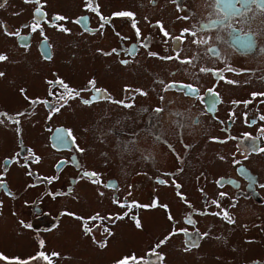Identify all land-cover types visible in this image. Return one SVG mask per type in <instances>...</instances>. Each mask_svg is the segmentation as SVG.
<instances>
[{"label":"flooded vegetation","instance_id":"af4514ba","mask_svg":"<svg viewBox=\"0 0 264 264\" xmlns=\"http://www.w3.org/2000/svg\"><path fill=\"white\" fill-rule=\"evenodd\" d=\"M71 2L67 7H74L73 0ZM260 2L264 4V0ZM16 3L24 9L20 7L12 12L17 19L16 29L11 30L6 12ZM41 5L45 15L34 17L39 5L25 3V0H7L6 3L0 0V25H5L8 32H19V36H9L0 27V32L11 39L18 50H0V54L8 57L6 61H0V66L12 58L11 51L24 57L18 58L20 63L29 53L44 63H50L59 49L56 40L62 35L73 36L76 45L77 38L83 39L81 43L85 49L112 59V63L120 68L119 72L137 70L149 61L162 62L165 67L158 74H153L152 71L157 70L151 67L149 71L153 79L146 76L148 80H142L143 83L137 76L138 80L134 78V82H124L130 81L127 72L121 75L115 71H108V78L106 74L97 73L87 74V77L78 75L73 83L63 78L59 71H51V76L45 75L43 79L42 94L31 95L26 84L18 86L23 101L14 106L10 105L15 102L12 97L0 92L9 103L7 107L0 103V113H7V116H0V151L3 149L0 177L7 185L6 189L0 190V219L3 211L10 209L17 220L31 224V229H25L35 234L58 227L63 217L83 224V220L90 223L89 218L99 213L105 219L96 220L98 224L92 230L103 231L107 227L112 235L103 231L104 242L96 246L111 248L110 238L117 232L113 225L119 224L125 230L123 222L127 221L137 230L149 226L151 230L148 231H153L155 223L160 225V219L149 212L160 208L169 224L168 231L159 237L161 240L156 239L143 251L134 250L137 247L120 251V256L115 259L104 256L95 264H117L125 257L129 258V264H177L168 259L165 249L174 236L181 239L179 252L201 257L199 251L213 238L217 245L234 252L230 256L229 250H223L221 252L226 256L217 253V258H231L232 264H264V119H261L264 116V12L253 0H220L219 3L217 0H93L92 6L98 5V12L86 8L85 0H79L77 9L70 13L50 9L49 0H41ZM121 11L131 12L134 17L113 15ZM57 15L66 19L56 21L54 17ZM101 15L108 23L101 21ZM82 17L84 19L77 23ZM35 20L40 21V27L33 32L31 25ZM61 27L67 31H60ZM165 31L169 33L167 37ZM45 52L48 59L42 54ZM107 65L111 68L109 63ZM202 68L207 71L201 72ZM136 70L131 72L136 73ZM0 72L4 73L0 78L15 82L5 65ZM116 76L117 84L113 87L110 81ZM58 79L73 90L70 96L60 85L48 83ZM93 80L94 87L89 84ZM31 86L36 88L38 85ZM96 89L100 90L98 94ZM94 95L98 97L94 102L83 103ZM111 107L117 112L107 110ZM56 108L59 111H55ZM97 108L99 115L94 125L102 127L98 136L102 139L109 136L111 141L101 151L103 163L98 166L87 163V145L83 141L90 137L93 113ZM67 112H72L70 119L88 123L84 125L85 133L66 122ZM19 113L23 115L18 116ZM8 116L18 118L19 123H13ZM30 123H37L45 135L43 139L48 141L51 152L45 162L42 149L41 152L28 137L33 133ZM6 130L13 133V144ZM61 134L66 137L63 143L57 139ZM205 141L225 146L219 159L226 162L229 169L210 175L201 168L195 173L193 182L191 178L187 183V168L197 162L195 153L197 156L204 154ZM202 159L201 156L197 160L201 162ZM104 163L118 166V169L112 172V166L106 167ZM136 163L138 165L130 172ZM44 164H47L45 168L50 165L51 173L44 170ZM18 165L24 169L26 178L24 193L13 187V181L20 179L10 176ZM85 171L98 175L83 177ZM29 172L32 175H28ZM45 178L51 179V183ZM93 180L99 183H93ZM195 185L198 195H192ZM92 188L106 195V209L84 214L69 207V197L90 199ZM145 191L149 192V198L142 196ZM213 200L219 207L212 203ZM154 202L157 206L151 207ZM254 203L257 211L253 210ZM121 204H131L132 208L129 211ZM136 204L149 207H136ZM174 205L181 207L180 228ZM225 211L234 223H228L224 218ZM126 212L127 216L124 215ZM62 213H73L74 216ZM117 216L124 218L116 219ZM133 217L139 220L140 228L136 227ZM3 219L5 221V217ZM189 219L191 223L187 222ZM128 235L125 232V237L138 246V233ZM236 236L239 242L235 240ZM161 241L165 242L156 248ZM259 243L263 251L255 249ZM101 244L105 246L101 247ZM4 251L0 248V254L9 260H0V263L12 264L14 258ZM49 253L52 257L53 252ZM133 256L135 260L131 259Z\"/></svg>","mask_w":264,"mask_h":264},{"label":"rangeland","instance_id":"374dc122","mask_svg":"<svg viewBox=\"0 0 264 264\" xmlns=\"http://www.w3.org/2000/svg\"><path fill=\"white\" fill-rule=\"evenodd\" d=\"M108 1V0H107ZM116 1V0H115ZM50 6L49 8L52 10H64L65 12H72L74 9H77L76 6H78V2H74V7H67V5L71 2V0H49ZM119 2V1H117ZM72 3V2H71ZM115 4V6H117ZM22 7L19 3H16L14 5H10L7 8L6 14L10 18L9 28L11 30L16 29V17L12 15V12L16 10V8ZM51 12V11H50ZM61 37V38H60ZM82 37V36H81ZM83 38V37H82ZM81 38V39H82ZM61 39L63 41H61ZM57 46L59 49H57L55 54V59L50 63H44L42 62L38 56H32V53L28 54L27 58L20 63V59H24V57L18 56V53L12 52V58L6 62L5 64L1 65L0 68L5 67L8 69V71H11L9 74L10 78L15 79V82H10L9 78H0V92H5V94L12 97V100L17 102H13L10 104L11 106L19 105L21 104V101H23L22 96L19 94L17 87L26 84V86L29 88V93L31 95H38L42 94L44 92V82L43 79L45 75L51 76V71H59L60 75L65 78L67 81L75 82L74 78L79 75H83L87 77V74L97 73L99 75H107V78L110 77L108 71H115L117 74L124 75L126 72V77L129 78L130 81H124V82H132L135 76L139 78V82L142 80H148L145 77L148 76L151 79V71L149 69L151 67L153 74H158L161 68L165 67V64L162 62H156V61H149L145 62L140 65V67L136 69H131L130 71H121L119 72L118 65L116 63H112V59L103 58L104 56H99L94 53V51H89V49H85L82 41L77 38V43L73 40V36H62L60 35L58 37ZM14 50L18 51L15 43L11 40L5 37L0 32V50ZM34 55V54H33ZM111 65V68L107 65ZM149 63V64H148ZM117 66V67H116ZM168 66V65H167ZM166 66V67H167ZM132 70H136V73H132ZM141 73V74H140ZM105 77L103 78V81H105ZM137 79V78H136ZM29 80V81H28ZM138 80V79H137ZM142 81V83H143ZM134 82V81H133ZM138 82V81H137ZM31 84L37 86L36 88L32 87ZM110 84L114 87L117 84V76L113 78L110 81ZM109 85V84H108ZM8 96H5L7 98ZM0 103L7 107L9 105L8 102L5 101L4 97L0 95ZM10 106V108H11ZM110 112H117L115 108L111 107L107 109ZM112 113V114H113ZM117 114V113H116ZM65 115L68 116V120L66 122L76 127V129L79 132L85 133L87 129L84 127V125H87L86 123L79 122L81 120H76L74 118L70 119V115H72V112H67ZM99 115V108H97L93 113L92 118V125L90 129L89 139H83L85 142V145H87V157L86 159L89 161L87 163H92L93 165H100L102 164V158H100V154L102 153V150H105L107 147L106 145L111 144L110 137L106 136V138L102 139L98 136V132L102 128H97L94 123L97 121V116ZM114 115V114H113ZM63 119L62 117H60ZM64 120V119H63ZM73 120V121H72ZM109 120L111 118L109 117ZM69 121V122H68ZM25 125H27V120H24ZM123 124V123H120ZM27 127V126H26ZM29 128L33 131L29 137L30 141L36 144L35 146L43 153L44 161L49 157L50 158V149H48L47 144L48 141L43 139L45 135L42 133V128L35 123L32 125L30 123ZM12 137V144L14 143V137L13 133H11L10 130H6ZM30 134V133H29ZM1 141V140H0ZM1 149V148H0ZM203 149L205 150L204 154L199 153L198 156L195 153V160L197 161L194 164L189 165L187 168L188 176L186 177V181H188L193 178L195 173L200 170L201 168L205 169L207 173L210 175H216L220 173L221 171L229 169V166L226 162L222 161L221 153L224 152L225 146H218L217 144H213L210 141H205ZM12 152L10 151V155ZM3 154V149L0 151V155ZM203 157V159L198 161L197 159L200 157ZM118 165L119 163L115 161ZM90 163V164H91ZM51 164V163H50ZM91 164V165H92ZM47 164H44V170L46 172L51 173V167L50 165L45 168ZM106 167L112 166V172H115L118 168V166L115 165H105ZM138 163H136L130 172H132ZM18 165V167H15V173H10V176L14 177L16 176V180L20 179L19 181L15 182L13 179V187L16 189V191L24 193L25 189V182L26 178L24 177V169ZM111 170V169H110ZM49 173V174H50ZM15 180V179H14ZM196 184V183H195ZM189 185L192 186V184L189 183ZM97 190V188H96ZM150 190V188H149ZM194 194L192 195H198L196 193V185L194 188ZM26 194V193H25ZM24 194V195H25ZM144 198H149V192L145 191L142 195ZM106 195H100L98 191L96 192L94 188L91 189L90 199H85L84 196H80L78 198L69 197L67 199L69 203V207H72L76 210H79L80 212L84 214H90L96 209H106ZM57 206V203H56ZM109 207V205H108ZM174 211L176 214V222L178 227H182L179 217L181 215V207L180 206H173ZM253 210L257 211V205L254 203L252 205ZM20 211V210H19ZM106 211V210H105ZM147 213V212H146ZM145 213V214H146ZM156 214L158 219H160V225L155 223L154 230H151L149 226H145L143 230H137L132 226L129 222L124 221L125 223L123 226L125 228L121 229V226L113 225L115 229H117L116 234L110 238L111 239V248L108 246L107 248H99L97 247V243H103L105 233L99 229L97 231H93L89 234H85L83 230V224L80 223V221L72 220L68 217H63L62 222L59 224L58 227H54L50 230V232H46L45 230L41 231L40 233L33 234L32 231H27L25 228L22 227L20 224V221L15 218L14 215H12L10 209H6L3 211V218L5 217V221L3 218L0 219V248H2L4 253L10 255L12 258H19L20 260H29L30 264H95L98 260L103 259L104 256H110V259H115L116 257L120 256V251H126L131 250L133 248L137 251H143L147 245L156 242V239L163 236L169 229V224L166 222L164 214L160 208L156 209L155 211H150L149 214ZM163 218V220H162ZM85 222V220H83ZM107 222V220H105ZM146 222V221H145ZM121 223V222H120ZM98 224L97 221H92L89 223L87 222V225L89 228H94V226ZM47 229V228H46ZM125 232L127 235L130 233H138V246L134 245L135 243H132V240H129L128 237H125ZM129 234V235H130ZM128 235V236H129ZM125 237V238H124ZM169 243L165 249L167 248L168 251V259L177 263V264H229L231 261V258L228 260L219 259L217 258L216 254H220L223 257V250H229L230 256L234 252L230 248L224 249L219 244L217 245V242L212 240H208L206 243L204 249L202 248L199 253L201 254V257H198L195 255V253H183L179 252L178 244L181 242L180 238H176ZM241 237V236H240ZM134 239V238H133ZM162 238H159L161 240ZM235 240L237 242L240 241L239 237L236 236ZM40 241H43V246H41ZM95 243V244H94ZM23 244V245H22ZM213 244V245H212ZM119 245V247L116 249V246ZM238 246V245H237ZM231 247V246H230ZM239 247V246H238ZM8 248V249H7ZM7 249V250H6ZM55 249L58 251L55 252ZM242 247L240 248V250ZM256 250L263 251L262 245L259 243V247H255ZM39 251V252H37ZM112 251V252H111ZM210 251V254L208 253ZM213 251H215L213 253ZM43 252L49 257L48 261L43 260L42 257H38V253ZM49 252L58 253L59 256H49ZM203 252V253H202ZM242 252V251H241ZM114 253V254H113ZM129 253V252H128ZM207 255V256H206ZM33 257H37V259H31ZM207 258V259H206ZM52 261V262H51ZM179 262V263H178ZM2 264V263H0ZM230 264H232L230 262Z\"/></svg>","mask_w":264,"mask_h":264},{"label":"snow or ice","instance_id":"6c2138e0","mask_svg":"<svg viewBox=\"0 0 264 264\" xmlns=\"http://www.w3.org/2000/svg\"><path fill=\"white\" fill-rule=\"evenodd\" d=\"M6 2H7V0H4V3H6ZM85 2H86V8L90 9V10L93 11V12H98V5H97V7H93V6H92V5H93V0H85ZM217 2L219 3L220 0H217ZM253 2L256 4V7H257L258 9H260L262 12H264V4H261L260 0H253ZM25 3H35V4L39 5V6L35 9L34 17H42V16L45 15V14L41 11V7H42V5H41V0H25ZM113 15L116 16V17H134V14H133V13H131V12H127V11L117 12V13H114ZM54 19H55L56 21H63V20H65L66 18H65L64 16L57 15V16L54 17ZM83 19H84V18L82 17V18H80V20H78V21H76V22H77V23H80ZM100 19H101V21H103L104 23H108V20H107L103 15L100 16ZM28 26H29V25H25V27H28ZM53 26H55V25H53ZM103 26H104V24L102 23V24H101V28H102ZM0 27H3V28H4V31H5V34H6V35H9V36H11V35H17V36H19V32H17V33H11V32H8V31H7V27H6L5 25H0ZM39 27H40V21H39V20H35V22L31 25V29H32L33 32L37 31V29H38ZM133 27H135V23H133ZM59 30H60V31H67V29H64L63 27L59 28ZM137 35H139L138 30H137ZM164 35L167 37V36L169 35V33H167V32L165 31V32H164ZM192 35L195 36L196 33L193 32ZM177 39H178V38H177ZM201 43H203V41H201ZM112 51H113V52H116L115 49H113ZM42 54L44 55V58H45V59H48V58H49V57L47 56V53H46V52H45V53H42ZM111 54H112V53H104V55H111ZM129 54H131V53H129ZM153 55H154V54H153ZM7 59H8L7 55L0 54V61H6ZM166 59H171V57H167ZM185 62H190V61H185ZM121 63L126 64L127 61H121ZM200 71H201V72H204V71H207V70L202 68ZM2 76H4V73L0 72V77H2ZM48 83H49L50 85H53V86H55V85H60L61 87H63V89L65 90V93H66L68 96H70V95L72 94V92H73V90H72L71 88H69V86H68L67 84H65V82H64L63 80H61V79H58V80H56V81H48ZM229 83H232V81H229ZM89 84H90L91 86L94 87V85H95V81H94V80H93V81H90ZM169 87H171V85H170ZM188 87L191 88V86H188ZM89 90H91V89H89ZM21 91L23 92L24 90L22 89ZM95 91H96L97 94L100 92L99 89H96ZM192 91L195 92L196 90H195V89H192ZM49 94L51 95V92H50ZM77 95H79V93H77ZM253 95L255 96V95H257V94L254 93ZM62 98H64V97H62ZM97 98H98V97H97L96 95H94V96L92 97L91 100H84L83 103H84V104H90V103L94 102ZM32 103H36V101H32ZM45 103H47V102H45ZM213 103H214V101H213ZM127 106H130V105H127ZM55 111H59V108H56ZM156 111L159 112V111H161V109H156ZM19 115H23V113H19L18 116H19ZM0 116H7V113H0ZM8 119H9L10 121H12L13 123H16V124L19 123V119H18V118H13V117H11V116H8ZM261 119H264V116H262ZM57 139H58L61 143H63V142H65L66 137H65L63 134H61V135H59V136L57 137ZM17 155H19V153H17ZM36 160L39 161V157H36ZM5 163H7V161H6ZM61 163H63V161H62ZM57 167H60V165H57ZM28 175H32V173L29 172ZM97 175H98V174L95 173V172H87V171H85V172L82 173V176H83V177H96ZM45 179H48L49 183H51V179H49V178H45ZM159 182H160V183H164V181H159ZM93 183H99V181H98V180H93ZM30 186H31V185H30ZM176 186L179 187V185H176ZM6 188H7V185L3 182L2 177H0V190H4V189H6ZM61 194H62V193H61ZM8 195H11V193L8 192ZM100 195H103V193H100ZM221 195H224V194L221 193ZM53 198H55V196H53ZM212 203H213V204H216L217 207H219V205L217 204V202H216L215 200H213ZM0 206H2V202H0ZM120 206H121V207H128L129 211H130L131 208H132V205H131V204H128V205L121 204ZM135 206H136V207H149V206H141V205H139V204H136ZM156 206H157V204H156L155 202L151 205V207H156ZM164 207H166V206H164ZM127 214H128V213L126 212L124 215L127 216ZM62 215H70V216H74L73 213H62ZM215 215H220V213H215ZM223 216H224V218L228 221V223H234V221L231 220V218L228 216L227 211H225V212L223 213ZM76 218H77V219H81V220H83L82 217H76ZM123 218H124L123 216H117V217H116V219H123ZM89 219L92 220V221H96V220H103V219H105V218L100 217L99 213H97L96 215L90 217ZM107 219L111 220L112 217H108ZM133 219H135L136 227H137V228H140V227H141V224H140L139 220L136 219L135 217H133ZM169 219H170V220L172 219V217H171L170 215H169ZM187 222H188V223H191V220L189 219ZM20 224H21L24 228H28V229H31V228H32V225H31V224H26L24 221H20ZM45 230L47 231V230H50V229H45ZM83 230H84L85 234H89V233L92 232V228H89V227H88V225H87V221L84 222ZM103 231H104L105 233H108L109 235H112V233L109 231V229H108L107 227H105ZM164 242H165V241H161L160 244H157L155 247H156V248H159V247L161 246V244H163ZM43 243H44L43 241H40L41 246H43ZM104 246H105L104 244H101V247H104ZM193 246H195V245H193ZM153 254H154V250H153ZM52 255H53V256H56V257L59 256L58 253H53ZM38 257H42L43 260H45V261H48V260H49V257H48L46 254H44L43 252L38 253ZM31 259H37V257H33V258H31ZM131 259L135 260L136 258H135V256H133ZM160 259L162 260L163 257L161 256ZM0 260H6V261H7V260H9V258L6 257V256H3L2 254H0ZM12 264H30V262H29V260H20L19 258H14ZM117 264H129V258L125 257V258H123V259L117 261Z\"/></svg>","mask_w":264,"mask_h":264}]
</instances>
